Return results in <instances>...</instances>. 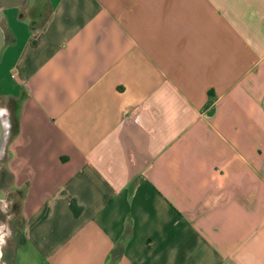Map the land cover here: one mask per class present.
<instances>
[{"label":"crops","instance_id":"0c3cea01","mask_svg":"<svg viewBox=\"0 0 264 264\" xmlns=\"http://www.w3.org/2000/svg\"><path fill=\"white\" fill-rule=\"evenodd\" d=\"M0 24V184L34 258L264 264V0H18Z\"/></svg>","mask_w":264,"mask_h":264},{"label":"rangeland","instance_id":"374dc122","mask_svg":"<svg viewBox=\"0 0 264 264\" xmlns=\"http://www.w3.org/2000/svg\"><path fill=\"white\" fill-rule=\"evenodd\" d=\"M5 53L7 52H4V55ZM6 61L7 58H4L0 69L7 68L9 61ZM10 107L7 102L0 100V113L6 111L9 115ZM12 118H15L14 113H12ZM3 190V185L0 184V231L5 238V243L1 247L0 264H41L38 259L34 258L32 250L18 241L22 224L21 212L9 193L6 191L3 193Z\"/></svg>","mask_w":264,"mask_h":264},{"label":"water","instance_id":"95a60500","mask_svg":"<svg viewBox=\"0 0 264 264\" xmlns=\"http://www.w3.org/2000/svg\"><path fill=\"white\" fill-rule=\"evenodd\" d=\"M17 2L18 0H0V9H3V7L14 5ZM4 46H5V31L2 25L0 24V57L4 49Z\"/></svg>","mask_w":264,"mask_h":264},{"label":"bare ground","instance_id":"6f19581e","mask_svg":"<svg viewBox=\"0 0 264 264\" xmlns=\"http://www.w3.org/2000/svg\"><path fill=\"white\" fill-rule=\"evenodd\" d=\"M2 243H3V235L1 234V231H0V247H1Z\"/></svg>","mask_w":264,"mask_h":264}]
</instances>
